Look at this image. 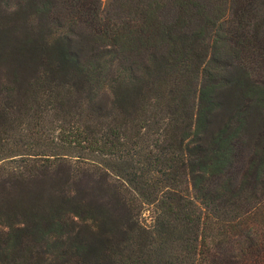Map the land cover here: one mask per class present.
Wrapping results in <instances>:
<instances>
[{"label": "trees", "instance_id": "trees-1", "mask_svg": "<svg viewBox=\"0 0 264 264\" xmlns=\"http://www.w3.org/2000/svg\"><path fill=\"white\" fill-rule=\"evenodd\" d=\"M29 4L38 30H80L77 46L68 34L51 48L33 41L30 53L43 47V58L30 84L32 119L63 114L76 158L135 196L120 198L124 221L106 263L264 264V67L246 68L241 47H228L223 26L243 24L239 3L119 0L120 26H134L120 33L101 0ZM88 30L107 56L84 45ZM252 35L264 46L260 27ZM45 150L26 156L68 157Z\"/></svg>", "mask_w": 264, "mask_h": 264}, {"label": "rangeland", "instance_id": "rangeland-1", "mask_svg": "<svg viewBox=\"0 0 264 264\" xmlns=\"http://www.w3.org/2000/svg\"><path fill=\"white\" fill-rule=\"evenodd\" d=\"M235 1L243 9V24L232 20L223 26L228 47H241L243 66L262 70L264 46L254 43L252 34L260 27L264 35V0ZM30 2L0 0V264H107L105 252L119 241L124 221L120 198L135 196L116 177L76 158L71 141L61 134L67 127L63 114L51 111L32 119L37 106L31 102L36 99L30 84L39 74V49L51 48L68 32L55 24H50V32L38 30L43 22L32 16L35 8ZM118 3L101 0V13L117 15L112 29L120 33L134 26L126 19L120 26ZM88 32L87 49L107 56L106 43ZM79 35V28H73L67 36L77 46ZM39 38L43 47L30 53ZM43 128L47 137L39 140L36 130ZM44 150L68 157L58 161L26 156ZM142 217L143 225H151L149 213Z\"/></svg>", "mask_w": 264, "mask_h": 264}]
</instances>
